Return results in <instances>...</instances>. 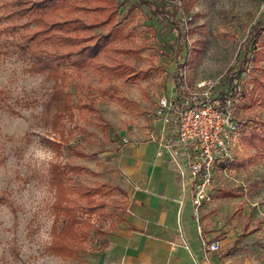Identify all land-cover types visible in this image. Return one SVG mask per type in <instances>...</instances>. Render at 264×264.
Listing matches in <instances>:
<instances>
[{
	"label": "rangeland",
	"instance_id": "obj_1",
	"mask_svg": "<svg viewBox=\"0 0 264 264\" xmlns=\"http://www.w3.org/2000/svg\"><path fill=\"white\" fill-rule=\"evenodd\" d=\"M6 1L10 0H0V4ZM119 1L124 4L120 26L130 32L124 41L128 52L112 53L107 60L125 62L133 71L107 78L83 69L65 85L74 103L78 96L74 83L91 86L86 93L94 110L81 114L74 107L59 114L52 98L59 81L47 72L34 71L31 59L10 45L0 47V264H90L91 255L105 246V233L124 211L126 200L111 182L110 170L103 169L107 158L102 152L111 148L112 138L122 143L119 131L129 123L154 114L165 86L169 97L184 92L172 80L178 25L190 29L187 84L201 94L213 84L209 93L214 96L231 77L229 69L238 68L250 32L264 18V0H189L176 20L171 15L177 0H150L165 12L141 4L128 19L123 14L138 0ZM254 66L250 63V71L242 74L239 90L251 88L253 76L261 71ZM205 82L209 84L200 86ZM84 100L89 99L84 96ZM230 103L238 122L233 160L216 166L211 187L214 202L206 214L213 217L218 230L226 228L222 236L228 233L225 236L232 239L251 211L252 226L264 218V155L245 145L260 125L255 120L264 119V107L241 92ZM251 118L254 122L247 124ZM68 144L83 155L70 151ZM248 157L256 162L241 164ZM65 163L87 168L69 174L67 183L76 187L75 192L60 191L52 182L54 167ZM228 190L237 196L231 197ZM66 193L79 205L78 214L93 223L87 238L76 234L69 227L70 219L60 212L59 206L67 203L61 202ZM241 244L248 246L240 258L248 264H264V223Z\"/></svg>",
	"mask_w": 264,
	"mask_h": 264
},
{
	"label": "trees",
	"instance_id": "obj_2",
	"mask_svg": "<svg viewBox=\"0 0 264 264\" xmlns=\"http://www.w3.org/2000/svg\"><path fill=\"white\" fill-rule=\"evenodd\" d=\"M187 1L189 0H177L178 4L171 15L175 20ZM141 4H147L155 11L165 12L154 1L138 0L123 14L122 18L128 19L133 10ZM123 6V2L119 0L6 1L0 4V47L10 45L19 54L31 59V68L34 71L47 72L49 76L59 81L60 87H57L52 94L59 114L61 110L74 107L82 114L85 109H96L90 95L86 93V88L91 86L84 87L75 82V91L78 96L74 103L72 92L65 88L66 83L72 81L71 75L74 74L73 78H78L77 75L83 69H91L102 76L111 78L114 75L124 76L133 71V68L125 62L109 63L107 60L112 53L128 52V49L124 47V41L130 36V32L126 31L124 26H120L119 19ZM175 25H178L177 21ZM178 28L180 30L177 57L172 80L174 79L177 83V90H182V72L187 64L188 53L186 37L190 29L185 25H178ZM4 34L7 37L6 41L2 39ZM260 43L264 45V18L259 20L250 32L238 68L229 69L232 75L228 82L223 84L218 94L224 107L229 101L235 100L240 92L243 97L249 98L251 102H259L260 106L264 107V48L259 47ZM250 63L261 71L253 76L251 88L239 90L241 76L250 71ZM261 63H263L262 66H258ZM84 96H87L89 100H84ZM254 120L251 118L246 123L254 122ZM258 121L260 125H257L255 131L245 139V145L248 148H255L257 152L264 155V119H257L255 123ZM68 148L75 154L83 155V152L70 144ZM251 159L248 157L241 164L256 162V158ZM85 170H87L86 166L80 164L58 165L53 169L52 182L60 191L75 192L76 187L67 183L69 174H79ZM227 194L237 196V194L233 195L231 190H228ZM63 201H67L66 205L61 204L59 208L61 214H65L70 219L69 227L77 231L76 234L80 232L85 238L89 237L90 229L93 227L91 220L78 214L79 205L67 193L61 198V202ZM251 218L252 216L244 223L243 232L232 249L238 247L244 235L261 228L264 223V218L257 220L256 225L251 228ZM105 234L108 235V233Z\"/></svg>",
	"mask_w": 264,
	"mask_h": 264
},
{
	"label": "crops",
	"instance_id": "obj_3",
	"mask_svg": "<svg viewBox=\"0 0 264 264\" xmlns=\"http://www.w3.org/2000/svg\"><path fill=\"white\" fill-rule=\"evenodd\" d=\"M166 91L165 86L164 94ZM153 111V115L121 129L122 143L114 141L118 137L112 138L111 148L102 152L107 158L103 169L110 170L111 182L126 200L124 211L111 223L105 246L91 255L90 264H248L240 258L248 245L241 243L258 229L244 235L232 249L248 219L241 232L230 239L225 236L228 233L221 235L226 228L218 230L213 217L206 214L209 206L201 214L203 233L209 240H220L222 247L218 252L203 249L192 187L183 183L176 162L164 146L174 140V129ZM181 161L186 163L184 156ZM252 213L248 217H253Z\"/></svg>",
	"mask_w": 264,
	"mask_h": 264
},
{
	"label": "built area",
	"instance_id": "obj_4",
	"mask_svg": "<svg viewBox=\"0 0 264 264\" xmlns=\"http://www.w3.org/2000/svg\"><path fill=\"white\" fill-rule=\"evenodd\" d=\"M187 64L182 72L184 94L169 97L162 94L156 113L174 129V140L164 144L176 162L184 184L192 187L193 211L197 219L202 247L208 252L221 250L220 240H209L200 223L202 210L214 202L212 184L216 166L222 161L233 160V142L238 132V122L231 107H226L218 95L209 90L214 86L208 82L206 91H192L186 81ZM190 91V92H188ZM163 154V150L159 151ZM184 156L186 163L181 161Z\"/></svg>",
	"mask_w": 264,
	"mask_h": 264
}]
</instances>
